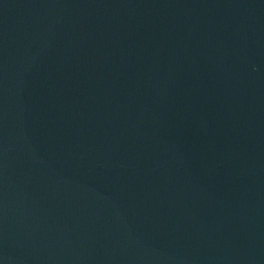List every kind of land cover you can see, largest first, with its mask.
Returning <instances> with one entry per match:
<instances>
[{
  "label": "water",
  "instance_id": "1",
  "mask_svg": "<svg viewBox=\"0 0 264 264\" xmlns=\"http://www.w3.org/2000/svg\"><path fill=\"white\" fill-rule=\"evenodd\" d=\"M0 264H264V0H0Z\"/></svg>",
  "mask_w": 264,
  "mask_h": 264
}]
</instances>
